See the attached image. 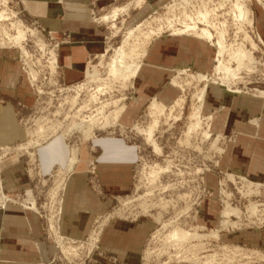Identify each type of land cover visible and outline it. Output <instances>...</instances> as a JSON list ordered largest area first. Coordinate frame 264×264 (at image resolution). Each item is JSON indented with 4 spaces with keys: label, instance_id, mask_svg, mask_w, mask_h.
Masks as SVG:
<instances>
[{
    "label": "crops",
    "instance_id": "obj_1",
    "mask_svg": "<svg viewBox=\"0 0 264 264\" xmlns=\"http://www.w3.org/2000/svg\"><path fill=\"white\" fill-rule=\"evenodd\" d=\"M59 1L23 0L28 13L38 18L52 34L59 38L64 32L70 34L71 41L60 46L59 62L66 83L74 84L82 80L91 58L102 51L98 48L100 32L91 24L87 0H67L75 4V8L65 13ZM168 1L148 0V5L152 10L159 9ZM57 15H63V21ZM213 55L209 45L193 36L165 35L151 42L116 133L76 144L78 162L68 174L62 192L63 213L59 227L63 235L85 239L97 217L110 213L116 201L130 193L139 155V146L131 136L133 128L152 102L172 106L178 100L181 91L171 85L177 70L210 73ZM226 91L210 85L204 104V114L213 117V134L227 139L235 136L224 147L219 169L225 174L264 184V99ZM35 104L36 96L21 72L18 52L0 50V147H14L26 141L20 118L30 113ZM255 120L257 124L252 123ZM72 149V145L60 137L37 147L35 159L43 175L50 176L65 169ZM208 178L215 179L208 175L207 183ZM0 179L4 193L19 195L30 189L35 191L23 160L16 154L2 161ZM202 211L201 208L200 213ZM219 216L212 205L200 215V223L216 228ZM153 230L154 222L148 217L136 221L111 219L102 235V251L94 253L92 264H142L144 247ZM221 237L223 244L264 250V228L244 227L222 232ZM57 257L58 251L45 239L44 222L37 214L16 203L0 210V264H61L53 262Z\"/></svg>",
    "mask_w": 264,
    "mask_h": 264
},
{
    "label": "rangeland",
    "instance_id": "obj_2",
    "mask_svg": "<svg viewBox=\"0 0 264 264\" xmlns=\"http://www.w3.org/2000/svg\"><path fill=\"white\" fill-rule=\"evenodd\" d=\"M135 1L136 0H87V9L90 15L91 24L97 27L98 31L100 32L98 36L100 45H98V48L102 49V51L97 56H93L88 62L84 70L82 80L74 84H69L66 83L63 69L60 66L59 50L62 43H69L71 41L70 34L68 32H64L60 38L52 34L48 28L44 27L40 23L38 18L33 17L28 13L23 0H0V12L6 10L8 13L14 14L16 19L24 24V27L27 31L31 30L35 32L36 37L33 39L29 38V40L24 43L23 47L30 55L29 63H31L34 69L40 73L39 81L34 82L29 78V70L27 67L28 60L26 57H24V55L22 56L21 49L19 47H16L15 44L8 42V35L5 36V33L13 35L14 32L11 31L12 29H9L8 23H3V26L5 28L7 26L9 31L6 29L4 30L1 23L0 50H15L18 52L21 72L36 96V104L28 111L30 113L22 114L20 118V122L26 132V141L14 147H0V173L2 161L7 159L10 155L16 154L21 160H23L26 173L32 180L35 191L30 189L19 195H10L4 193V196L7 199H5L3 203L0 202V210H4V205L7 207V205L10 203H16L21 204L24 210L37 214L44 222L45 239L54 245L58 251V257L53 259L54 263L56 261L61 264L94 263L93 255L95 252L102 251V235L105 232L109 222L113 218L136 221L141 217H148L154 222V230L150 234L144 247L142 264H191L176 258L177 252L175 250H168L166 254L164 253L162 256L157 257V253H159V251L163 248L162 238L158 236L159 233L163 232V224L157 222L159 216L163 218V222L168 223V221L173 222L179 219L181 226L183 225L188 229H191L192 227L199 228L200 230L204 229L201 231V233L208 234L209 231L220 228L222 213L224 211L225 205L227 204L226 201H228L233 208H238L242 213L241 220L243 226L241 229L237 230H242L244 227L264 228V223L258 225L257 222H255V224L249 223L250 214L247 212V207H249L251 200L253 203L264 204V188H261L263 189L261 195L246 197L245 193H247L246 190L248 187H245L243 182L240 180V178L243 176L225 174L219 169V159L224 152V147L228 141H233L235 136L233 135L227 139L223 138L221 135L213 134V120L208 122L207 118L210 115H205L203 113V127L208 128L207 126H209L211 132L210 140L202 144L203 151L199 152V150H194L181 144V141L185 139L184 136L189 124V118L193 112L195 104L193 101V95L196 93L195 91L203 84L201 83V85H196L197 82L195 79L198 78L199 74H204L211 79L210 85L222 87L218 80L215 82V84L212 83V80H216L219 77L215 72V68L217 66V49L213 47L212 44L206 43L213 49L214 52L211 72H194L192 69H180L175 72V75L172 78L171 85L181 91V96L172 106L165 105V107L167 110L176 109L177 112L176 110L174 112L175 116H177L179 114L178 110H180V108L177 107V103L181 100V98H185V104L183 105L182 116L180 120L177 122L169 121L168 123L163 120L159 131L155 134V140L161 147L163 153L159 156V154H157L152 146L147 142L146 136L140 133V131L136 130L134 127V131L131 133V136L136 139V143L139 146V155L135 169L134 183L130 193L124 198L117 200L115 208L110 213L97 217L89 231L88 236L85 239H75L65 236L61 233L59 223L63 213L62 192L65 189L68 174L72 172L75 164L78 162L77 159L76 163H74L72 166L70 165L72 159L74 158V152L77 151L78 153V149H75L77 142L88 141L96 138L99 135L116 133V128L120 122L119 119L118 124L114 128H107L105 130H99V127L95 126L90 131L91 136L89 135L87 140L84 131L90 129L88 127V123L82 122V120H76L75 113L79 110V108L82 109L83 106L85 107V105H89V108H85V111L81 114L83 115L82 118H86L87 120L90 117H94L98 120H103L105 116H109V114L114 111V103L116 100L123 97L126 98L127 100L124 101V104L127 106V102L131 97L134 81L132 86L130 85L131 87L129 86L128 88L124 89L120 81L114 80L111 76L109 72V63L114 55L115 50L121 48L124 45L127 32L135 29V27H138L139 24L141 25L145 21H148L149 23L143 27L142 33L136 35L134 38H132V40L129 41L128 45H126L125 49L128 53L131 51L133 46L136 47L143 44V36H145L147 33L152 34L153 32L151 36L152 42L157 37L170 35V31L167 28L168 25H172L176 29H184L182 27V22L184 21L183 19H185L187 12L189 13L190 11V8L184 4L185 0H170L165 2L161 8H154L153 10L151 7H149L148 0H145L143 8H132L128 14L119 16L114 22L112 20L103 22L102 19L110 15L115 7L122 8L123 6ZM195 2L196 1H191V5L196 6ZM59 5L64 13L75 8V4L67 0H60ZM252 9L256 14V23L258 22V24H256L257 30L254 34H252V36L257 41L256 36L257 32L259 31L258 28L260 29L259 33L261 34L262 32L264 35V10L260 8L255 1L252 5ZM180 17L183 19L181 18V20ZM57 18L62 20L64 16L57 15ZM151 19L152 21L154 19H160L161 21L155 22L154 20V22H152ZM159 27L161 29L160 33L156 32ZM236 31L237 30L235 27L230 29L228 33L229 35H227V40H229L228 43L230 42L229 44L235 45V43L238 44L242 41L241 34L238 35ZM186 35L190 34L186 33ZM39 41L43 42V46H45L44 48L39 46ZM260 46L262 53L257 54L256 57L259 61L264 63V46ZM51 51L57 54L58 59V73L54 77L51 76V72L49 70ZM243 77H245V84L240 83L237 86L231 87V89L234 88L232 89L233 91L239 90L241 92L238 95L248 94L258 97V92H264V81L262 79V75L253 77V84L249 85L247 90L244 89V87L247 82L251 83V81H248L246 76ZM189 82H191V85L187 86V83ZM104 85L106 87H104ZM102 86L105 89L108 87L110 89L107 90L108 92L106 91L105 94L99 95L100 97L98 96L97 100L93 103L92 96L95 95L99 87L102 88ZM222 88L226 91L224 87ZM63 90L65 92H62ZM41 92H43V94ZM75 96L78 98V100L75 106H72L70 101ZM97 101H99V103ZM150 105L151 104H149V106L145 109L142 118L139 120L138 124H136V126L138 125L139 128L141 127V130L146 129L152 121L148 115ZM43 124H46V129L60 124L58 126L60 129H58L59 131L56 133H54L53 130L52 132L49 131L47 135L44 134L45 136L36 135V129ZM119 129L122 133L126 132L122 126H120ZM58 137L66 139L68 143L72 145V150H74V152H72L70 162L65 169H59L50 176H44L42 169L40 170L35 159V149L44 142H47L49 139ZM218 138L219 140L217 147L222 149V153L213 149V143ZM201 142V136H198L193 140V143L196 144H200ZM167 161L173 162L171 167L172 169L170 170L171 173L169 172L161 175L159 180L153 184H150L149 178L150 172L152 170L151 168L155 167L156 165L163 167L166 165ZM200 169L203 171L202 174L198 173V170L200 171ZM208 175H213L215 179L208 178L207 183ZM231 175L235 177L236 183L229 181V176ZM58 185L59 187H57ZM215 186L217 187L216 189ZM162 187H167L166 191H162ZM222 190L226 191L227 194L229 193L228 195L231 196L230 200H228L227 196L222 193ZM147 194H152L149 198L148 204H150V206H154L148 211L143 208V199L147 196ZM185 196H188L190 199H182ZM163 199L165 202H171L168 211H163V209L160 207V203ZM29 201L34 203V210L26 209L25 205H27ZM194 203L197 204V206H193V209L194 211H197L198 214L196 215L195 212H193L194 214H192L193 216L191 215L190 218L186 215L188 212L185 213V211L186 208L192 206ZM1 204L3 206H1ZM212 205L220 215L218 226L216 228H210L200 223V221H202V218L200 219V215H204L206 210L211 208ZM201 208L203 209L202 213H200ZM180 213H183L186 216L183 214V216H178ZM232 219L237 221L235 217H232ZM256 220V218L253 219V221ZM208 243H210V248L207 251H211L208 252V254L213 253V251L223 254L221 249L225 245L231 248V253L233 250L237 249L241 251L240 254L246 256H240L233 263L227 264H264V260H258L256 258V252L264 254V250L249 249L238 245L223 244L221 243V240L217 242L211 239L208 241ZM64 253L66 254L64 255ZM208 254L205 253L203 256Z\"/></svg>",
    "mask_w": 264,
    "mask_h": 264
},
{
    "label": "bare ground",
    "instance_id": "obj_3",
    "mask_svg": "<svg viewBox=\"0 0 264 264\" xmlns=\"http://www.w3.org/2000/svg\"><path fill=\"white\" fill-rule=\"evenodd\" d=\"M191 1H196L195 2L196 6L191 5ZM254 1L257 2V5L264 10V0H185L184 4H186V6L190 8V11L189 13L187 12L186 16L184 15L185 19H183L184 18L183 16H182L183 18L180 17V19L182 18L184 20L182 22L183 23L182 27L184 29H176L172 25L167 26V28L170 31L169 36L171 37L193 36L195 38L204 41L205 43L212 44L213 47L217 49V53H216L217 66L215 68V72L217 76H219L218 77L219 79L217 78L216 80H212V83L215 84V82L218 80L221 83L222 87L226 88L228 92L235 95H238L241 92L239 90L233 91L232 89L234 88L231 89V87L237 86L240 83H244L245 77L243 76H246L248 81H251V83L248 82L246 83L244 87V89L246 90L248 89L249 85L253 84L252 83V80L254 79L253 77L262 75L263 76L262 79L264 81V63L259 61L258 58L256 57L257 54L262 53V49L260 45L264 46V39L262 35L259 33V31L257 32V36H256L257 41L252 36V34H254L255 31L257 30L256 14L252 9V5ZM144 4H145V0H136L135 2L129 3L123 6L122 8L115 7L113 12L110 15L104 17L102 20L103 22L104 21L108 22L111 20L114 22L117 20L119 16L128 14L132 8L134 9L143 8ZM154 20L155 22L161 21L160 19L159 20L154 19ZM154 20L152 21L151 19L152 22H154ZM1 23L4 30L6 29L7 31H9L7 29V26L6 28L3 26V23H8L9 29L10 30L12 29L11 31L14 32L13 35H9L5 33V36L8 35V40H9L8 42L15 44L16 47H19L21 49L22 56L24 55V57H26V59L28 60L27 67L29 70V78L34 82L39 81L40 73L34 69L31 63H29L30 55L28 51L23 47L24 43H26L27 40H29V38L33 39L34 37H36L35 32L31 30L27 31L24 27V24L21 21H18L14 14L8 13L6 10L0 12V26ZM148 23H149L148 21H145L141 25L139 24L138 27H135V29L127 32L124 45L121 48L115 50L114 55L109 63V72L111 76L113 77L114 80L120 81L124 89L128 88L130 85L132 86L133 81L138 77L143 59L147 54L149 45L151 44V36L153 32L152 34L147 33L145 36H143L144 37L143 44L141 46H136V47L133 46L129 53L125 49L126 45H128L129 41L132 40V38H134L136 35L141 34L143 27L148 25ZM232 27H235L237 30L236 31L237 34L238 35L241 34L242 36L241 38L242 41L238 44L235 43V45L229 44L230 42L228 43L229 40H227L228 37L227 35H229L228 33ZM156 32L158 33L161 32L160 27L158 30H156ZM186 33H189L190 35H186ZM38 43L39 46H41L42 48L45 47L43 46V42L39 41ZM50 56H51L50 58L51 62H50L49 70L51 72V76L54 77L58 73L57 72L58 59H57V54L53 51H51ZM195 80L197 82V83L195 82L196 85L197 84L201 85V83L203 84L202 86H200V88H198L195 91L196 93L193 95V101L195 102V104H194L193 112L189 118V122H188L189 124L184 136L185 139L181 141V144L188 148L190 147L194 150H199V152H201L203 151L202 144L209 141L211 138L210 127L209 126H207L208 128L203 127L204 104L208 89L210 87L211 79L204 74H199L198 78H196ZM190 83L191 82L187 83V86H190L191 85ZM106 86L104 85V87ZM109 87L107 89L103 88V86L102 88L99 87L96 94L92 96V102L94 103V101L97 100L99 95L105 94L106 91L110 89ZM62 92L65 91L63 90ZM41 93L43 94V92ZM258 93H259L258 97L264 99V92L262 91ZM77 100L78 98L76 96L73 99H71L70 102L72 103V106H75ZM126 100L127 99L124 97L116 100V102L114 103L115 105L114 111L111 114H109V116L107 117L105 116L103 120L101 119L98 120L97 118L94 117L93 118L90 117L88 118L89 120L88 119L86 120V118H82L83 115L81 114L85 111L84 110L85 108H89V105H85V107L83 106L82 109L79 108V110L75 113V119L80 121L82 120V122L88 123V127L90 129L84 131L86 139L88 140V136L91 133L90 131L95 126L99 127V130L114 128L118 124V121L122 116L123 112L126 110V105L124 104V101ZM97 102L99 103V101ZM184 104H185V98H181V100L177 103V107L180 108V110H178L179 114L175 116L174 111L176 109L167 110L165 105L157 101H154L149 107L148 115L152 119L149 126L146 129H142V130L140 129L141 127L139 128L138 125L135 126L136 130H139L140 133L146 136L147 142L152 146L154 151L157 154H159V156L163 153V151L161 147L158 145L157 141L155 140V134L156 132L159 131L163 120L166 123H168L169 121L177 122L180 120L182 116V110ZM211 120H213V117L209 116L207 118V121L209 122ZM252 123L257 124V121L255 120ZM43 125L36 129L35 131L36 135H44V134L47 135L48 132L49 131L52 132V130L54 131V133H56L57 131H59L58 129H60V127H58L60 124L47 129L45 126L46 124L44 126ZM198 136L202 137V142L200 144L193 143V140ZM218 140L219 138L213 143V149L217 150V152L222 153V149H219L217 147ZM74 153H75L73 156L74 158L70 163L71 166L77 162V151ZM172 163L173 162L171 161H167L166 165L163 167L156 165L155 167L151 168L152 170L150 172V178H149L150 184H153L154 182L159 180L161 178V175L169 173L170 170L172 169L171 168ZM198 173L202 174L203 171H201L200 169V171L198 170ZM240 180L243 182L245 187H248V189L246 190L247 193H245L246 197L247 196L251 197L253 195L255 196L261 195V192L263 190L261 188H264V184H261L260 182H254L250 179L243 177L240 178ZM229 181L236 183V179L232 175L229 176ZM57 187H59V185ZM166 188L167 187H162V191H166ZM222 193L227 196L228 200H230L231 196L228 195L229 193L227 194V192L224 190H222ZM151 195L152 194H147V196L143 199L144 200L143 208L146 211L154 207L148 204ZM5 199L7 198H5L4 196V192L2 190V184L0 182V202L3 203ZM182 199H190V198L188 196H185ZM226 202L227 204L225 205L224 211L222 213L220 228L211 230L208 232V234L201 233V231L204 229L200 230L199 228H195V227L188 229L185 228L183 225L181 226V223H179V219L173 222L168 221V223L163 222L162 221L163 218L159 216L157 222L163 224V232L159 233L158 236L162 238L163 248L159 251V253H157V257L162 256V254L164 253L166 254L168 250L169 251L175 250L177 252L176 258H179L183 262H187V263L189 262L191 264H227V263H233L240 256H244L240 254L241 251L237 249L233 250L231 253L230 252L231 248L225 245L221 249L223 251V254H219V252L216 251H213V253L208 254V252H211V251H207L210 248L209 246L210 243H208L209 240L212 239L219 242L221 240L222 232L241 229V227L243 226L241 220V216H242L241 210H239L238 208H233L228 201ZM170 204L171 202L170 203L165 202V200L163 199L160 203V207L161 209H163V211H168ZM195 205L197 206V204L194 203L192 206L186 208V211L184 209L185 213L188 212L186 213V215L190 218L191 215L194 214L193 212H195L196 215L198 214L197 211H194L193 209V206ZM1 206L3 205L1 204ZM3 207L6 208L5 205ZM25 207L27 210H34L35 205L33 202L29 201V203L25 205ZM247 212L248 214H250L249 223L255 224V222H257V225L264 223V204L253 203L251 200L249 207H247ZM182 214L183 213H180L178 214V216H181ZM183 215L186 216L185 214ZM232 217H235L237 221L233 220ZM254 218H256L257 220L253 221ZM205 253L208 255L203 256V254ZM65 254L66 253H64V255ZM256 256L258 260H264V254L256 252Z\"/></svg>",
    "mask_w": 264,
    "mask_h": 264
}]
</instances>
